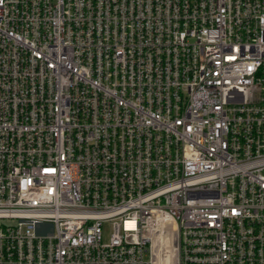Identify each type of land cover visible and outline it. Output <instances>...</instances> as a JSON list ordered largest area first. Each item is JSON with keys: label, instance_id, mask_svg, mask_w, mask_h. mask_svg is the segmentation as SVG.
<instances>
[{"label": "built area", "instance_id": "built-area-1", "mask_svg": "<svg viewBox=\"0 0 264 264\" xmlns=\"http://www.w3.org/2000/svg\"><path fill=\"white\" fill-rule=\"evenodd\" d=\"M0 264H264V0H0Z\"/></svg>", "mask_w": 264, "mask_h": 264}]
</instances>
